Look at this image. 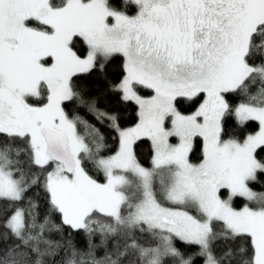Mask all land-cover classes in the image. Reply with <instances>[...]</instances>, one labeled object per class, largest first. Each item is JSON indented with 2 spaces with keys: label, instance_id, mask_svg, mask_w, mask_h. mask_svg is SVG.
I'll list each match as a JSON object with an SVG mask.
<instances>
[{
  "label": "snow or ice",
  "instance_id": "obj_1",
  "mask_svg": "<svg viewBox=\"0 0 264 264\" xmlns=\"http://www.w3.org/2000/svg\"><path fill=\"white\" fill-rule=\"evenodd\" d=\"M117 57L108 90L137 107L126 128L78 83ZM67 103L108 122L114 154ZM229 117L256 128L226 134ZM142 139L151 168L136 156ZM258 174L264 0H0V264H264ZM173 237L199 250L185 256Z\"/></svg>",
  "mask_w": 264,
  "mask_h": 264
},
{
  "label": "trees",
  "instance_id": "obj_2",
  "mask_svg": "<svg viewBox=\"0 0 264 264\" xmlns=\"http://www.w3.org/2000/svg\"><path fill=\"white\" fill-rule=\"evenodd\" d=\"M122 58L117 57L113 62H111L107 66L106 75H101L98 72H92L91 74L87 76H81L79 78L78 83L80 84H86L88 86V95L89 96H95L98 98L99 101V107L101 109H104L108 112H118L120 117V126L122 128L130 127L134 125L137 122V107L135 104L128 102L123 103L119 99V93H112L108 90L109 88V81L111 82H118L120 77L122 76ZM140 92L142 95H148L149 91L145 89H140ZM230 102L235 104L237 101V97L233 96L230 97ZM66 110L69 111L71 114L73 111H78L80 115H82L86 120L89 121L90 124L95 125L101 133L104 134L106 138V145L107 149L105 152L102 153L104 156H109L113 154L119 144V138L118 134L107 127L108 122L105 121L104 124H100L96 121V119L93 117V115L89 114L85 108H79L75 109L73 103H67L66 104ZM256 124L251 123L248 125L245 129H239L235 126V120L232 117H229L227 119V123L225 126L226 134H235L240 136L241 138L247 131L255 130ZM78 130L83 133V128L78 127ZM135 152L138 161L141 163L142 166L149 168L151 166V158H152V149H151V143L147 139H142L141 141H138L135 145ZM193 162H198L193 156ZM86 167L89 170L90 175H92L95 179L98 180V182L104 181V175L102 171L95 170L91 164H86ZM259 183H250V187L255 190L256 192H264V174H258ZM40 191L41 196H43V192L40 189L34 188L32 191L28 193V195H32L34 192ZM44 201L42 200V204ZM244 203L243 199H237L236 206L240 207ZM57 221L59 218H56ZM214 227H220L218 224H214ZM69 231V229H65V232ZM139 235V234H138ZM58 238V234L53 237V239ZM150 238L148 236H145L142 240L148 241ZM77 245L78 247L83 248L85 246V241L82 234L76 235ZM96 242L99 243V237L95 238ZM151 246H155L157 244L156 240L150 241ZM231 243V242H229ZM173 246L178 248L182 253L187 256V254L196 252L199 250L198 246H189L185 245L182 241L178 239H173ZM235 246V245H233ZM225 242L223 241H217L214 245V251L217 255L224 249ZM98 256L104 255V250L99 249L97 251ZM59 259V257H58ZM164 264H174V261L170 257H166L164 259ZM194 264H203V258H197L194 261Z\"/></svg>",
  "mask_w": 264,
  "mask_h": 264
},
{
  "label": "rangeland",
  "instance_id": "obj_3",
  "mask_svg": "<svg viewBox=\"0 0 264 264\" xmlns=\"http://www.w3.org/2000/svg\"><path fill=\"white\" fill-rule=\"evenodd\" d=\"M132 126H134V125H132ZM131 127V126H130ZM173 142H175V141H173ZM119 145V144H118ZM118 149V148H117ZM115 153V152H114ZM113 153V154H114ZM112 155V154H111ZM151 160H152V158H151ZM152 167V164H151V166L149 167V168H151ZM147 168V167H146ZM103 175H104V173H103ZM94 178V177H93ZM103 182H105V176H104V181ZM158 187V186H157ZM258 193H260V192H258ZM158 195H159V193H158ZM193 214H195V212L193 211ZM173 239H178V238H175V237H173ZM179 240V239H178ZM157 243H158V241H157Z\"/></svg>",
  "mask_w": 264,
  "mask_h": 264
}]
</instances>
